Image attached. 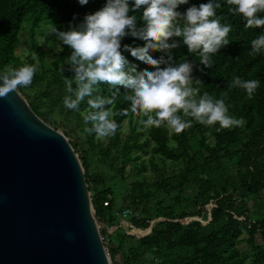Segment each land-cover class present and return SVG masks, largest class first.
<instances>
[{"label": "trees", "instance_id": "trees-1", "mask_svg": "<svg viewBox=\"0 0 264 264\" xmlns=\"http://www.w3.org/2000/svg\"><path fill=\"white\" fill-rule=\"evenodd\" d=\"M207 2L188 0L177 10L184 12ZM219 2L223 7L218 15L226 17L233 31L229 44L212 57L213 67L204 68L199 57L189 54L182 44L173 50V56L177 62H193V77L204 83L201 94L207 91L214 99L223 98L231 116L245 119L243 127L217 131L218 124L205 126L193 121L192 127L180 134L166 126L144 130L140 125L122 136L123 121L134 116L129 114L114 117L119 125L115 136L98 140L95 134L84 132L88 125L82 113L88 110L87 98L80 111L63 105L68 94L64 80L74 75L65 62L62 65L69 49L63 44L50 66L40 65L31 85L18 89L42 120L61 129L78 154L92 207L103 222L99 228L102 241L113 264H119L118 260L121 264H264V52L250 54L251 41L264 34V27L246 29L242 17L227 13L226 0ZM105 3L88 0L82 6L78 0H0V71L34 64L31 53L24 58L15 53L26 29L31 50L38 54L35 35L42 22L69 30L70 24L79 25L86 14ZM135 14L142 13L138 10ZM172 39L180 40L173 37L169 42ZM121 43L132 47L145 44L131 36ZM121 51L129 67L153 70L123 48ZM149 55L159 58L164 53L152 50ZM234 77L260 81L251 99L244 89L228 87ZM116 88L115 110L129 109L130 102L124 99L128 90ZM115 90L100 85L96 94L108 96ZM127 164L135 171L126 174ZM125 208L131 214L122 218ZM131 228L144 232L135 234L129 232ZM241 241L247 248L239 246Z\"/></svg>", "mask_w": 264, "mask_h": 264}, {"label": "clouds", "instance_id": "clouds-1", "mask_svg": "<svg viewBox=\"0 0 264 264\" xmlns=\"http://www.w3.org/2000/svg\"><path fill=\"white\" fill-rule=\"evenodd\" d=\"M78 2L83 6L88 0ZM187 3L188 0H133L131 4L130 0H106L102 8L86 14L79 25L70 24L69 30L61 31L49 23L44 39L54 36L71 49L66 64L74 75L64 80L68 94L63 98V105L80 111L81 103L87 98L88 110L82 113L83 122L88 125L85 133L95 134L98 140L113 137L119 128L114 117L129 114L138 118L144 130L166 126L176 134L191 128L193 121L205 126L218 124L217 131L245 125L243 117L237 119L229 114L223 98L214 99L207 91L201 94L204 83L193 77V62L174 59L173 50L182 44L189 54L199 57L204 68H212V57L229 44V33L233 31L226 17L218 15L223 7L219 0H208L198 7L192 5L184 12L177 10ZM226 4L227 13L242 17L246 29L264 27V16L260 15L264 13V0H226ZM138 10L142 13L140 16L135 14ZM127 36L143 40L144 46L122 45V39ZM173 37L180 40L169 42ZM122 48L153 70L137 71L134 65L129 67ZM62 50L58 45V51ZM152 50L164 55L153 58L149 55ZM262 52L264 34L251 41L250 54ZM32 58L35 60L36 56ZM37 70L38 63H25L19 68L0 71V98L6 99L19 88L31 85ZM100 85L116 90L108 96L96 94ZM116 86L128 90L124 99L130 102L129 109L115 110L119 96ZM259 86L258 80L239 77H234L228 85L244 89L249 99Z\"/></svg>", "mask_w": 264, "mask_h": 264}, {"label": "water", "instance_id": "water-1", "mask_svg": "<svg viewBox=\"0 0 264 264\" xmlns=\"http://www.w3.org/2000/svg\"><path fill=\"white\" fill-rule=\"evenodd\" d=\"M98 223L68 137L0 98V264H112Z\"/></svg>", "mask_w": 264, "mask_h": 264}, {"label": "rangeland", "instance_id": "rangeland-1", "mask_svg": "<svg viewBox=\"0 0 264 264\" xmlns=\"http://www.w3.org/2000/svg\"><path fill=\"white\" fill-rule=\"evenodd\" d=\"M49 23L50 22H48L47 20L42 22L38 28V31H36L37 33H36L35 37H36L38 44H39V47H38L39 53L38 54L35 53L33 50H31L30 43H29L28 36H27V32H26L27 29L21 33V43L15 49V53L18 56H20L21 58H24L29 53H31L32 55H35L36 59L34 60V64L38 63V69L40 68V65H43L46 67L50 66L51 62L55 58V55L60 52V51H58V45L61 48H63L62 42L56 40V38L54 36H48V37H46V39H44L46 36V29H47ZM42 39H44V44L40 45ZM39 54L43 56L42 60L40 59ZM70 54H71V49L69 48L67 57H69ZM67 57H66V60L62 62V65L64 64V62L66 63ZM140 125L141 124L139 123L138 119L135 116H133L131 120L125 119L123 121V126H122V131H121L122 136H124L132 126H135V128H137V127H140ZM57 130L61 131V129H59V128ZM143 134L144 135L141 136L142 138H144L147 135L146 132ZM131 171H135V168H133V166L131 164H127L126 169H125V173L127 174L128 172H131ZM146 174L148 176L151 175V172L149 169L146 171ZM98 225H99V227L102 226L101 223H98ZM129 232H133L135 234L143 233V232H140V230H137L135 228H131ZM239 246L241 248H247V244L244 241H241ZM105 249H106V247H105ZM117 260H118V257H117ZM118 263L121 264L119 262V260H118Z\"/></svg>", "mask_w": 264, "mask_h": 264}, {"label": "built area", "instance_id": "built-area-1", "mask_svg": "<svg viewBox=\"0 0 264 264\" xmlns=\"http://www.w3.org/2000/svg\"><path fill=\"white\" fill-rule=\"evenodd\" d=\"M129 214H131V211L128 208H125V209H123L121 216H122V218H125Z\"/></svg>", "mask_w": 264, "mask_h": 264}]
</instances>
